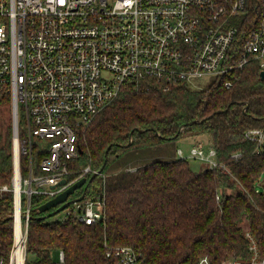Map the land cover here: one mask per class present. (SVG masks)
Returning a JSON list of instances; mask_svg holds the SVG:
<instances>
[{
  "label": "trees",
  "instance_id": "16d2710c",
  "mask_svg": "<svg viewBox=\"0 0 264 264\" xmlns=\"http://www.w3.org/2000/svg\"><path fill=\"white\" fill-rule=\"evenodd\" d=\"M252 13L264 0H247ZM250 63L227 88L220 81L202 90L180 85L164 91L153 78L126 82L119 95L78 131L79 152L68 161L69 182L86 178L70 199L104 200V219L94 224L38 219L49 199L32 196L27 251L30 264H115L107 247L132 246L145 264H222L251 256L245 227L264 257V143L246 138L264 129V80ZM0 99V101H6ZM208 135L219 164L195 171L178 157V143ZM34 143V173L47 155ZM27 176L30 158L22 159ZM92 172L81 177L85 167ZM101 174L94 178L93 171ZM13 177L12 127L0 123V187ZM219 198V200H218ZM71 206V205H70ZM13 193L0 192V258L13 244ZM55 217V218H54Z\"/></svg>",
  "mask_w": 264,
  "mask_h": 264
},
{
  "label": "built area",
  "instance_id": "2783aa9c",
  "mask_svg": "<svg viewBox=\"0 0 264 264\" xmlns=\"http://www.w3.org/2000/svg\"><path fill=\"white\" fill-rule=\"evenodd\" d=\"M250 63L264 70V6L252 13L247 0H0V99L11 105L13 144L12 182L0 192L13 193L15 221L13 244L0 264H30L32 196L50 200L74 183L67 179L68 161L78 155V131L126 82L150 77L169 91L214 74L230 88ZM245 136L264 143V129ZM37 140L48 150L39 174L32 165ZM177 154L210 169L222 166L212 146L194 145L187 156L179 148ZM24 157L30 158L27 176ZM90 172L85 167L81 177ZM62 179L65 185H59ZM103 204L99 196L84 199L60 219L97 223L104 219ZM245 235L251 256L222 264H264L255 238L248 229ZM106 254L115 264H145L132 246H109ZM64 261L61 250L55 264Z\"/></svg>",
  "mask_w": 264,
  "mask_h": 264
},
{
  "label": "rangeland",
  "instance_id": "374dc122",
  "mask_svg": "<svg viewBox=\"0 0 264 264\" xmlns=\"http://www.w3.org/2000/svg\"><path fill=\"white\" fill-rule=\"evenodd\" d=\"M218 81H219V79L217 78L216 75L209 74V75H205L201 78L193 80L192 83L190 84V88L196 89V90H202V89L208 88L211 84H213L214 82H218ZM2 99H6V98L4 97ZM20 116H21V114H20ZM0 123H3L5 128L8 125H10L12 127V111H11V105H10V102L8 99L6 101H0ZM20 129L24 130V121L22 120L21 117H20ZM194 139L195 138H186V139L181 140L178 143V147L184 151L186 156L189 155L191 147L196 144ZM200 141H202L201 145L205 149L209 148L210 138L208 135L202 136ZM188 159H189L191 167L195 171H201L202 169H204L206 167L203 165L202 162H200L199 160H197L195 158L190 157ZM263 182H264V174L261 177V180L259 183V188H262ZM62 212L63 211H61L60 213L55 215L56 218L59 217V215H61ZM30 220H31V217H30ZM14 222L15 221H14V209H13V224H14ZM245 229H247V227H245ZM13 239H14V229H13ZM52 259L55 263L59 262V252L58 251H54L52 253ZM200 264H208L207 259H202Z\"/></svg>",
  "mask_w": 264,
  "mask_h": 264
},
{
  "label": "water",
  "instance_id": "95a60500",
  "mask_svg": "<svg viewBox=\"0 0 264 264\" xmlns=\"http://www.w3.org/2000/svg\"><path fill=\"white\" fill-rule=\"evenodd\" d=\"M260 76L264 80V70L261 71ZM101 172H102V169L100 171H98L97 173H94L92 178H94L98 174H101ZM85 182H86V178L85 177L81 178L80 180L74 182L72 185H70L68 188H66L64 191H62L61 193H59L58 195H56L52 199H50L47 202H45L44 204H42L38 209L39 213H45V212L50 211L52 209H54V210L47 213L46 215L38 217V219H45V218L53 217V216L57 215L58 213H60L61 211H63L64 209H66L71 204H74V203H77V202L84 200L85 194L81 195L80 197H76V198H72V199H70V196L77 189L81 188L85 184ZM66 183H67V179H62L59 182V185H65ZM53 187H56V186L54 185ZM11 219H13V216L11 217Z\"/></svg>",
  "mask_w": 264,
  "mask_h": 264
},
{
  "label": "crops",
  "instance_id": "0c3cea01",
  "mask_svg": "<svg viewBox=\"0 0 264 264\" xmlns=\"http://www.w3.org/2000/svg\"><path fill=\"white\" fill-rule=\"evenodd\" d=\"M202 136H204V135H202ZM202 136L194 137L195 138L194 141L196 142L195 145L202 144V141H200V139H201ZM209 144H210L209 146H211V143H209ZM203 165L205 166V164H203Z\"/></svg>",
  "mask_w": 264,
  "mask_h": 264
},
{
  "label": "bare ground",
  "instance_id": "6f19581e",
  "mask_svg": "<svg viewBox=\"0 0 264 264\" xmlns=\"http://www.w3.org/2000/svg\"><path fill=\"white\" fill-rule=\"evenodd\" d=\"M20 221H19V215H17V227H19Z\"/></svg>",
  "mask_w": 264,
  "mask_h": 264
}]
</instances>
